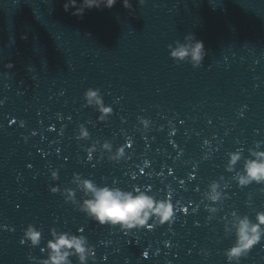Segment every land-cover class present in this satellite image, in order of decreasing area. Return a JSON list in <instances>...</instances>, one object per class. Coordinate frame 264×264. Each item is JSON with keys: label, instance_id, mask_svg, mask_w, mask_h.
Segmentation results:
<instances>
[{"label": "water", "instance_id": "water-1", "mask_svg": "<svg viewBox=\"0 0 264 264\" xmlns=\"http://www.w3.org/2000/svg\"><path fill=\"white\" fill-rule=\"evenodd\" d=\"M64 2L0 0V264H29L30 249L20 244L29 223L42 230L41 247L52 227L83 228L97 264H228L231 213L254 219L264 210L260 186L240 188L226 170L230 152L248 158L249 149L264 150L256 148L264 142V0H132L135 15L118 2L82 18L65 12ZM188 33L207 51L199 68L168 55L167 45ZM89 87L100 88L114 109L105 122L83 106ZM137 116L152 120L148 133ZM81 124L87 140L75 138ZM128 139L120 162L100 149L108 141L114 152ZM91 144L97 151L89 161ZM55 169L59 180L52 181ZM74 173L124 190L151 186V195L168 192L188 211H177L171 226L116 233L49 191L52 184L76 188ZM214 181L224 196L207 219L205 193ZM31 254L47 256L39 247ZM242 264H264V241Z\"/></svg>", "mask_w": 264, "mask_h": 264}, {"label": "clouds", "instance_id": "clouds-1", "mask_svg": "<svg viewBox=\"0 0 264 264\" xmlns=\"http://www.w3.org/2000/svg\"><path fill=\"white\" fill-rule=\"evenodd\" d=\"M118 2L129 11L130 15H135L132 0H65L63 8L65 12L72 10V15L82 18L85 10L93 8L97 10L111 9ZM145 2L146 0H138L141 6ZM167 48L169 57L175 63L187 62L193 68H199L207 55L203 40L198 39L192 33L184 35L182 41L175 40L173 43L168 44ZM4 67L12 69L14 65L7 63ZM27 70L31 71L32 69L28 67ZM3 76L7 80L9 73L5 72ZM83 101L84 107L96 108L99 113L97 116L98 122H105L114 113L112 105L105 104L103 94L98 87L87 88L83 93ZM0 103L3 102L0 101ZM121 121L122 123L127 122L123 117ZM137 121L139 128L143 129L145 134L150 131L153 123L151 119L145 116H137ZM19 123L21 127L25 126V121L20 120ZM169 124H171V121H169ZM63 131L62 127L60 129L61 134ZM74 135L76 139L80 140L90 138V133L83 124L78 126ZM28 138V136H24L25 141ZM262 145H264V142H256V148H260ZM131 146V139H128L125 144L117 147L113 152V145L105 141L100 145V149L108 154L109 160L120 162L127 154L126 149ZM96 151L94 144L87 147L85 153L89 161L93 159ZM228 157L226 170L235 172L233 180L236 185L245 188L255 183L260 186L259 192L264 194V150L249 149L248 158H244L242 151L237 150L230 152ZM242 158L244 159L242 169L236 170L235 166ZM145 165H148V161H145ZM50 179L52 181L59 180L58 169L50 170ZM73 182L76 188L62 189L60 185L52 184L49 186V191L52 194L59 193L65 203L78 204L77 210L88 219L100 226H107L116 233L130 234L134 230H151L165 224L171 226L177 219V211H188L186 207H176L168 192L160 198L151 195V186L143 189L135 186L131 190H124L118 186L114 187L108 184L98 185L94 180L85 178L80 173L73 174ZM77 190L83 193V198L79 201L76 200ZM223 196L219 181H214L208 186V191L205 193V199L210 202L205 206L206 211L209 213L207 219H210L212 214L220 210L217 205ZM250 200L249 197V201H246L248 207L252 206ZM177 205H179L178 202ZM197 208L198 206L193 208L192 211L195 212ZM8 231L14 232L15 228L9 227ZM83 233V228L73 233L71 231H57L55 227H52L49 229L51 239L47 241L45 246L41 247L43 232L36 225L29 223L23 230L20 244H27L30 249L27 255L29 264H73V257L76 258L78 264H90V262L91 264H97L95 245L91 244L88 237ZM225 233H230L234 239L231 246L223 250V256L228 264H242V259L247 258L252 249L264 241V210H256L254 219L247 214L233 211L227 221ZM167 243L165 241L166 245ZM37 247H39L41 253H47L46 258H37L31 254V249ZM201 251L207 257V251L204 249H201ZM143 256L147 258L148 252L145 251Z\"/></svg>", "mask_w": 264, "mask_h": 264}]
</instances>
